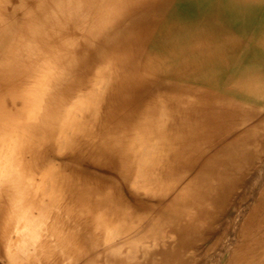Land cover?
Instances as JSON below:
<instances>
[{
    "label": "bare ground",
    "instance_id": "obj_1",
    "mask_svg": "<svg viewBox=\"0 0 264 264\" xmlns=\"http://www.w3.org/2000/svg\"><path fill=\"white\" fill-rule=\"evenodd\" d=\"M0 264H264V0H0Z\"/></svg>",
    "mask_w": 264,
    "mask_h": 264
}]
</instances>
